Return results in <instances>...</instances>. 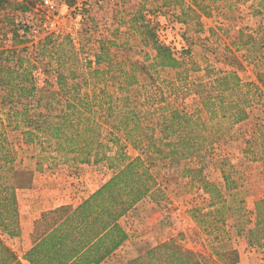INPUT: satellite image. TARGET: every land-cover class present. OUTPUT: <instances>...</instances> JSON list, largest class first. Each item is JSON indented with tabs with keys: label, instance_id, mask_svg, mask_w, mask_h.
I'll return each instance as SVG.
<instances>
[{
	"label": "trees",
	"instance_id": "1",
	"mask_svg": "<svg viewBox=\"0 0 264 264\" xmlns=\"http://www.w3.org/2000/svg\"><path fill=\"white\" fill-rule=\"evenodd\" d=\"M6 1L0 0V7ZM175 2L180 7L186 4V0ZM189 3L181 10L183 19L188 13L209 16L208 7H202L198 0ZM165 4L169 6L168 0ZM17 27L15 40L21 37V26ZM139 30L145 31L144 42L155 52L151 64L128 58L126 63L119 61L103 44L95 67L84 70L79 80L73 71H58L55 86L47 82L39 87L31 60L16 49L0 51V101L9 108L7 120L0 119V232L11 238L20 235L18 191L31 185L33 171L45 165L99 162H107L114 171L108 182L78 206L63 205L44 212L35 222L33 246L22 260L0 235V264L105 263L129 240L121 219L139 202L160 191L157 168L192 162L222 140L227 130L250 118L251 92L259 90V85L264 87V74H257V85L245 83L234 71L214 75L207 69L194 85L199 87V106L193 112L164 104L162 88L156 81L149 85V102L141 104L131 87H142V77L154 79L157 68L178 69L182 62L170 43L159 42L153 28L146 24ZM42 43L38 49L41 57L51 44V36ZM135 92L140 95L139 90ZM149 104L151 110L143 111ZM128 148L138 156L131 157ZM203 172L202 167L186 168L184 175L200 181L210 198L208 212L200 208L194 212H200L203 222L214 229V241L219 246L205 255L172 240L140 250L121 264H238L237 251L223 248L222 240L233 231L246 234L249 246L261 245L264 200L256 202L255 222L250 216L243 222L246 201L240 198L230 174L223 169L224 184L218 186Z\"/></svg>",
	"mask_w": 264,
	"mask_h": 264
},
{
	"label": "rangeland",
	"instance_id": "2",
	"mask_svg": "<svg viewBox=\"0 0 264 264\" xmlns=\"http://www.w3.org/2000/svg\"><path fill=\"white\" fill-rule=\"evenodd\" d=\"M198 1L202 7H208L209 16L199 13L200 17H195L188 13L183 19L181 10L187 7L174 5L175 0H168L169 6L165 0L108 2L91 10L80 32L75 33L70 23L62 25L59 34L51 35V44L41 57L38 49L43 44L40 42L42 37H33V28L39 26L35 20L36 0H7L0 7V51L16 49L31 60L33 76L39 87L46 86L47 82L55 86L58 71L65 74L73 71L79 80L84 70L95 67V57L100 54L103 44L119 61L126 63L130 59L151 64L155 52L144 42L145 31L139 30L141 25L147 24L155 30L159 42L170 43L169 47L182 65L178 69L157 68L152 80L142 77V87H131L136 100L141 104L149 102V85L156 81V85L162 88L164 104L185 107L193 112L199 106L196 94L199 87L194 85H198L207 69L214 75L234 71L245 83L257 85V74H264V0ZM155 15V19H149ZM203 16L213 20H204ZM179 17L186 24L179 22ZM17 26H21V37L15 40ZM23 40L26 43H19ZM259 88L251 92L250 118L227 130L225 137L212 149L203 151L192 162L157 168L160 191L139 202L121 219L129 240L103 264H121L125 259L136 257L140 250L172 240L205 255L219 246L214 241V229L203 222L200 212H194L197 208L203 209V213L208 212L210 198L204 194L200 181L192 175H184L186 168L202 167L203 176L218 186H223L222 172L226 170L231 180L237 183L240 198L246 201L243 222L249 216L255 222L256 202L264 200V87L259 85ZM136 90H139V96ZM150 106L145 105L142 110L148 112ZM8 113L9 108L0 101V119L7 120ZM149 115L153 117L154 113ZM128 154L134 158L138 156L133 148H128ZM25 164L31 167V162ZM113 176L114 171L107 162L45 165L42 170L33 171L31 185L18 191L21 232L34 231L35 214L41 209L39 202L43 198L52 200L50 206L66 204L76 207ZM261 219L264 228V206ZM243 237L245 241L241 240ZM222 241L224 249L237 251L238 264L246 255L251 260L259 258V245L249 246L246 234L241 236L233 231ZM17 244L9 243L19 257L24 256L23 247L19 248Z\"/></svg>",
	"mask_w": 264,
	"mask_h": 264
},
{
	"label": "built area",
	"instance_id": "3",
	"mask_svg": "<svg viewBox=\"0 0 264 264\" xmlns=\"http://www.w3.org/2000/svg\"><path fill=\"white\" fill-rule=\"evenodd\" d=\"M114 0H36L38 27L33 28V37L45 38L59 34L62 25L70 23L75 33L82 30L88 20V15L95 7L104 6ZM157 16H150L155 19ZM73 34V33H72Z\"/></svg>",
	"mask_w": 264,
	"mask_h": 264
},
{
	"label": "crops",
	"instance_id": "4",
	"mask_svg": "<svg viewBox=\"0 0 264 264\" xmlns=\"http://www.w3.org/2000/svg\"><path fill=\"white\" fill-rule=\"evenodd\" d=\"M189 4L190 3L187 1V4H185L186 7H188ZM203 19L204 20H213V19L207 18L205 16H203ZM97 190H98V188H97ZM96 191H92L91 194L95 193ZM86 198H88V197H86ZM51 201L52 200H50L49 198H43L42 201L39 202V204H42V206H40L41 209H39V212L37 214H35L36 217H35L34 221H37L44 212H47V211H50V210H54V209H56V208H58V207H60L62 205H66V204H60L58 206H56V205L50 206V205H52V204H50ZM0 235H1L2 240L9 247H11L9 245L10 242L18 243L17 245L19 246V248L23 247L24 253H26L33 246V239H32L33 232H31V231L27 232V233H24V231H23V232L20 233V235L18 237H14V238H10L7 235H3L2 233H0ZM241 240L245 241V238L243 237ZM246 247H247V245H245V249H246ZM13 250L16 251L14 248H13ZM250 250H252L253 253L256 252L255 249H250ZM257 251H258L257 257H259V258L255 259V260L254 259L251 260V258L248 257L249 255H246V256H244L245 258H241V264H250L251 262H253L254 264H264V243L259 245V248H258ZM19 258L22 260L23 256H20Z\"/></svg>",
	"mask_w": 264,
	"mask_h": 264
}]
</instances>
